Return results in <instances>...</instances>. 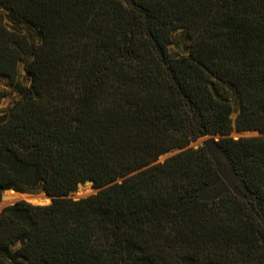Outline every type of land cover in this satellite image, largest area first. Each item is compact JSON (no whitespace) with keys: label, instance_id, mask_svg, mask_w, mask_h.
I'll return each mask as SVG.
<instances>
[{"label":"trees","instance_id":"trees-1","mask_svg":"<svg viewBox=\"0 0 264 264\" xmlns=\"http://www.w3.org/2000/svg\"><path fill=\"white\" fill-rule=\"evenodd\" d=\"M0 9V79L29 77L0 119V201L54 197L2 210L0 264H264V0Z\"/></svg>","mask_w":264,"mask_h":264},{"label":"rangeland","instance_id":"rangeland-1","mask_svg":"<svg viewBox=\"0 0 264 264\" xmlns=\"http://www.w3.org/2000/svg\"><path fill=\"white\" fill-rule=\"evenodd\" d=\"M2 11V9H0ZM7 24L12 26V23L6 20ZM25 31V30H23ZM169 50L173 55H185L188 53L189 46L187 36L183 29H177L171 34V43L169 44ZM29 86V77L27 76L23 63H20L17 69V77L12 83L6 78L0 79V119L5 117L9 108L14 105L16 102L21 101L24 98V93L26 92ZM232 118L235 119L238 113V107L234 104L233 106ZM258 135L255 131H246V132H237L233 130L230 134L233 138L239 137H250ZM180 150L165 154L162 156L160 161H163L164 158H167ZM84 187H87V193L89 195L95 193V188L91 185L85 184ZM3 196V195H2ZM3 198V197H2Z\"/></svg>","mask_w":264,"mask_h":264},{"label":"water","instance_id":"water-1","mask_svg":"<svg viewBox=\"0 0 264 264\" xmlns=\"http://www.w3.org/2000/svg\"><path fill=\"white\" fill-rule=\"evenodd\" d=\"M257 134L260 135L258 132H257ZM213 137L214 136H205V137L199 138L196 141L190 143L185 149L190 148V147H198L200 145H203V143H205L206 141H208L209 139H211ZM218 137H220V136H216L215 138H218ZM160 159H162V157H160L158 161H160ZM121 180L122 179H120L119 181H121ZM85 184L91 185L93 187V183L90 182V181L89 182H85V183H80L78 185V188H77L76 191L70 193L69 195H67L65 197L72 198V199H75V200H78V199L83 198V197H87L89 194L87 193V189L88 188L84 187ZM99 190L100 189L95 188V193L97 191H99ZM7 191H12V192H14L16 194L22 195L21 199L17 200L16 202H18V201H26V202L34 204V205H46V204L52 203V201L54 199V197L48 195L45 191H40V192H36V193H29V192H18V191H14V190L10 189V190H5L4 192H7ZM2 197L3 196H1V201H2ZM1 201H0V203H1ZM16 202L10 203V204H7V205H4V206L0 207V214H1L2 210L5 207L13 205Z\"/></svg>","mask_w":264,"mask_h":264},{"label":"bare ground","instance_id":"bare-ground-1","mask_svg":"<svg viewBox=\"0 0 264 264\" xmlns=\"http://www.w3.org/2000/svg\"><path fill=\"white\" fill-rule=\"evenodd\" d=\"M22 195L16 194L12 191H7L3 193V198L2 201L0 203V207L10 204V203H14L17 200L21 199Z\"/></svg>","mask_w":264,"mask_h":264}]
</instances>
